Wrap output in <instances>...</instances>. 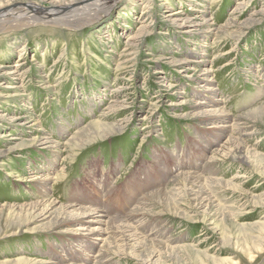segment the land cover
I'll return each instance as SVG.
<instances>
[{
	"label": "rangeland",
	"instance_id": "obj_1",
	"mask_svg": "<svg viewBox=\"0 0 264 264\" xmlns=\"http://www.w3.org/2000/svg\"><path fill=\"white\" fill-rule=\"evenodd\" d=\"M97 207L99 241L79 219ZM92 256L264 264V0H116L68 23H3L0 264Z\"/></svg>",
	"mask_w": 264,
	"mask_h": 264
},
{
	"label": "bare ground",
	"instance_id": "obj_2",
	"mask_svg": "<svg viewBox=\"0 0 264 264\" xmlns=\"http://www.w3.org/2000/svg\"><path fill=\"white\" fill-rule=\"evenodd\" d=\"M106 4H109V7H112V6H114L116 4V0H89V2H86V3L85 2H83V3L81 2V3H78L76 5H73L72 4V5L64 6L65 8H62V7L58 8L57 6H52L51 8H48V9L45 8V10H48V11H46V13H45L44 10L42 11L41 9H39V11L36 10L35 9V6L31 7L28 10H23V11H17V10L15 11L13 9H7V12L6 13H4V10H0V28L3 25V23L7 22V20H11L12 22H15V23L19 22L21 19H27L29 21H31V20L32 21H41V22H46V23L56 22V21L58 23L59 22L60 23H65V22L68 23V21L69 22L70 21H73L75 18H77L84 11H86V12H89V11L92 12V11L96 10L97 8L101 7L102 5H106ZM49 9H50V12H49ZM66 11H68L69 13L66 12ZM90 18H92V20L94 21V20L97 19V16H91ZM186 22L189 25L194 26V24H193L194 22L193 23L192 22H188V20ZM207 22L209 23V20L208 19L202 20V23H204V24H206ZM199 25H203V24H199ZM127 63H128V61H127ZM221 68H223V67H221ZM208 73L209 72H207V71L204 70V72L201 74L202 77H200L198 79L201 80V81H203L205 84H207V87L209 88L211 86L212 79L211 80H209V79L208 80H205V79H207ZM208 90H210V89H208ZM220 102H221L220 99L211 100L210 98L209 99L207 98L205 100V99H202L201 98L200 99V102H198L197 105H204V106H207V107H209V106L211 107V106H214V105L219 104ZM114 104H115L114 106H118L119 108H121L122 107V104H124V101H121V102L114 101ZM209 113H210L209 114L210 116H212L213 118H216V119H219L220 118L221 119V123H224V125H220V126L217 127L218 130H217V133L215 134L216 137H214V139L217 140L218 137L223 136V134L226 132V130L229 129V126L226 124L227 123V114L228 113L225 111V109L223 108V106L221 108H219V109H214L211 112L209 111ZM218 141H219V139H218ZM225 144H227V143H225ZM80 203H82V202L80 201ZM71 205H72V203H71ZM69 207H70V205H69ZM82 207H84V206H82ZM85 208H87V206ZM84 211L85 212L83 214V217L79 218V216H78V218L81 219V221L83 223H86V224H90V225L97 224L98 227H96L95 230H91L89 228L88 232H89V234H91L93 236H96V241H99L100 240V237H99L100 234H96L97 233V230L96 229H98L99 227L107 224L106 221L110 217L106 220V217H107L106 212H104L102 210V208H98V207L97 208H91V209H85ZM137 211H138V208L135 211L132 210V212H131L132 214H129L130 217L133 220L136 218L137 213H140L141 212L140 210H139L140 212H137ZM113 219H117V218H114L113 217ZM115 223L116 222H114V224ZM121 225H122V223H121ZM118 227H120V226L118 225ZM123 227H125V226L123 225ZM134 228H136V227H133V229ZM89 234H87V235H89ZM79 236H83L84 237L85 235H80L79 234ZM84 238H86V237H84ZM86 239H88V238H86ZM95 259H96V256H92V258L90 259L91 261H87V259L81 257L80 263L81 264H94L96 262ZM58 261L59 260H57L56 263Z\"/></svg>",
	"mask_w": 264,
	"mask_h": 264
}]
</instances>
